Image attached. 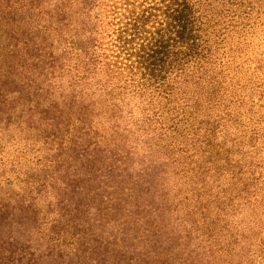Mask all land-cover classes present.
<instances>
[{
	"label": "trees",
	"instance_id": "trees-1",
	"mask_svg": "<svg viewBox=\"0 0 264 264\" xmlns=\"http://www.w3.org/2000/svg\"><path fill=\"white\" fill-rule=\"evenodd\" d=\"M260 26L264 0H0V264L90 263L87 230L132 263L264 264Z\"/></svg>",
	"mask_w": 264,
	"mask_h": 264
},
{
	"label": "rangeland",
	"instance_id": "rangeland-1",
	"mask_svg": "<svg viewBox=\"0 0 264 264\" xmlns=\"http://www.w3.org/2000/svg\"><path fill=\"white\" fill-rule=\"evenodd\" d=\"M248 40L251 43L249 44V46H247V48L245 49V52L248 56H251L253 54L255 57L260 59L259 65L261 66L260 68L261 70H260L259 75H264V28L262 26L255 27L252 30L251 38ZM262 83H264V78L262 80ZM241 117H244V116H241ZM244 118L241 120V123L248 124L246 123L247 121ZM8 125L14 126L15 124H8ZM0 126H3V124H0ZM15 131H17V129L15 128L9 129V134L12 136L13 140H11L7 136L8 138L7 146H5V148L3 149L0 155L1 157H4L3 160L5 162H9L12 156L16 155L18 151L17 148L22 146V141L21 140L17 141L18 136L19 135L22 136V134H17ZM81 211L85 212L86 214V217H83V219L86 220L85 222L88 225H91L92 215H94L93 210L89 208L86 211L84 210H81ZM112 219H113L112 216H110L109 218L108 216H106L103 222H105L106 226L107 225L112 226L115 224L114 222H112ZM79 223H82V221L79 220L78 222L74 223V225L76 226L75 228H79V229L82 228V224L78 226ZM73 236H74L73 239L78 240V245L75 242L73 247L74 248L76 247V249H78L79 251H84L83 254L87 257L88 261H90V263H87V264H94V260L98 262V260H100L101 257H103V260H105V263L103 264H111L113 260L117 261V264H149L148 260H144L138 254L134 256L135 258L134 263H132L133 258H129L127 255H122L120 254V252H119V255L115 256L117 251L116 250L113 251L114 246L112 245V241L109 238H108L109 240H107V244L105 242H101L98 245H94V243H92L91 241H92V238L95 237V234H93L90 230L76 232V234H73ZM68 241L70 242V240ZM94 247L96 248L93 249Z\"/></svg>",
	"mask_w": 264,
	"mask_h": 264
}]
</instances>
